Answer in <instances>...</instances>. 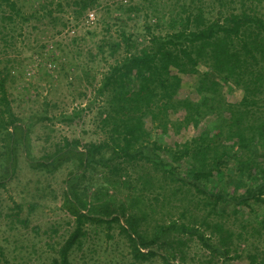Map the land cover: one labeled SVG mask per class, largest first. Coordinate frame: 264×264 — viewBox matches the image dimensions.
<instances>
[{"label": "trees", "instance_id": "obj_1", "mask_svg": "<svg viewBox=\"0 0 264 264\" xmlns=\"http://www.w3.org/2000/svg\"><path fill=\"white\" fill-rule=\"evenodd\" d=\"M18 1L0 0L5 42L10 23L28 19ZM216 2L215 15L208 17L204 5L184 1L170 18L172 31L156 32L146 23L141 43L122 30L110 48L114 57L121 49L123 54L108 62L96 89L105 101V137L83 145L65 138L36 158L35 166L48 172L75 161L68 178L78 175L63 203L74 226L54 264H72L90 223L118 224L140 262L156 256L163 264L185 262V248L195 238L208 252L207 264H232L243 254L246 264H264V248L252 241L264 247V7L262 0L251 6L241 1L239 8L233 0ZM48 3L53 1L38 9L52 13ZM74 3L82 13L94 0ZM9 74L8 66H0V185L15 172L19 142L29 162L35 161L29 124L15 115L8 95ZM188 77L193 85L182 92ZM88 172L92 184L81 187ZM122 184L129 191L119 197ZM0 255L9 263L1 245Z\"/></svg>", "mask_w": 264, "mask_h": 264}, {"label": "rangeland", "instance_id": "obj_2", "mask_svg": "<svg viewBox=\"0 0 264 264\" xmlns=\"http://www.w3.org/2000/svg\"><path fill=\"white\" fill-rule=\"evenodd\" d=\"M43 1L19 0L28 19L20 23L21 18L17 17L5 30L6 42L0 40V66H8L10 70L8 95L15 115L29 124V153L35 159L34 165L29 162L19 142L15 172L0 185V245L9 261L4 262L0 255L2 264H54L58 247L74 226V216L63 203L65 189L72 186L78 175L68 178L71 170L76 169L75 161H66L57 170L48 172L35 166L36 158L57 149L65 138L78 139L83 145L105 137L100 113L105 101L96 95V89L108 62L123 54L121 49L112 56L110 44L121 39L122 30L143 42L146 23H151L156 32L172 31L170 18L181 10L184 1L190 0H94L82 13L75 12L79 9L75 0H52L47 6L53 12H43L38 9ZM196 1L204 5L208 17L215 15L216 0ZM233 1L237 8L241 1L249 6L258 2ZM101 44L103 51L99 48ZM186 80L182 92L193 85L194 77ZM227 97L231 101L236 98L234 93ZM70 116L73 118L68 119ZM4 138L0 132V157ZM0 159L3 173L5 167ZM86 175L85 180L79 181L81 187L92 184L91 172ZM132 176L136 177V172ZM120 189L119 197L129 191L124 184ZM252 241L259 249L264 248L257 238ZM185 249V262L176 260V264H207L203 261L208 252L197 239H191ZM261 259L260 255L258 260ZM246 263L244 254L232 261V264ZM72 264H163V261L159 256L145 262L136 260L130 241L118 224L108 228L106 224L90 223L85 245L72 254Z\"/></svg>", "mask_w": 264, "mask_h": 264}]
</instances>
